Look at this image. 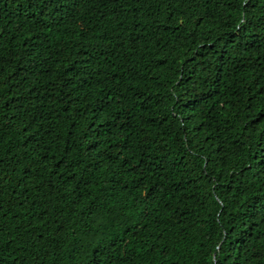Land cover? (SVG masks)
Instances as JSON below:
<instances>
[{"label": "trees", "instance_id": "trees-1", "mask_svg": "<svg viewBox=\"0 0 264 264\" xmlns=\"http://www.w3.org/2000/svg\"><path fill=\"white\" fill-rule=\"evenodd\" d=\"M0 264H264V0H0Z\"/></svg>", "mask_w": 264, "mask_h": 264}]
</instances>
